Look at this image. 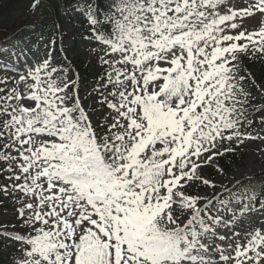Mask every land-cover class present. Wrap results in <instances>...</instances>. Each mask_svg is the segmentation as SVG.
<instances>
[{
  "label": "snow or ice",
  "instance_id": "obj_1",
  "mask_svg": "<svg viewBox=\"0 0 264 264\" xmlns=\"http://www.w3.org/2000/svg\"><path fill=\"white\" fill-rule=\"evenodd\" d=\"M19 2L0 264H264V0Z\"/></svg>",
  "mask_w": 264,
  "mask_h": 264
},
{
  "label": "trees",
  "instance_id": "obj_2",
  "mask_svg": "<svg viewBox=\"0 0 264 264\" xmlns=\"http://www.w3.org/2000/svg\"><path fill=\"white\" fill-rule=\"evenodd\" d=\"M23 3L19 0H6L2 9H0V40H4L8 36H12L23 25L30 24L32 18L26 21H19L16 19L22 17L26 13V8L22 9ZM87 79L91 77L90 73L85 72ZM226 164H231V161H226Z\"/></svg>",
  "mask_w": 264,
  "mask_h": 264
},
{
  "label": "rangeland",
  "instance_id": "obj_3",
  "mask_svg": "<svg viewBox=\"0 0 264 264\" xmlns=\"http://www.w3.org/2000/svg\"><path fill=\"white\" fill-rule=\"evenodd\" d=\"M22 9H24V8H26L27 9V4L26 3H23V5H22V7H21ZM25 16H23L22 18H17L16 19V21L17 20H23V18H24ZM91 75V74H90ZM91 79V77L89 78V80ZM253 147H255V146H253ZM253 161V156H252V153H251V151H249V152H247V153H245L244 154V159L240 162L241 163V165L242 166H247L250 162H252ZM257 170H258V165H257Z\"/></svg>",
  "mask_w": 264,
  "mask_h": 264
}]
</instances>
